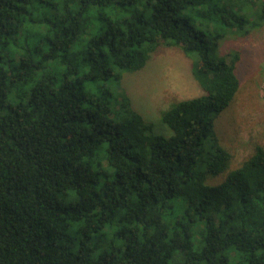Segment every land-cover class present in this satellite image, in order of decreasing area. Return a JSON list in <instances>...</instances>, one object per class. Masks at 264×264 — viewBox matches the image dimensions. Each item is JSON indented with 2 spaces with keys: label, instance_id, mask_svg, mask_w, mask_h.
<instances>
[{
  "label": "trees",
  "instance_id": "1",
  "mask_svg": "<svg viewBox=\"0 0 264 264\" xmlns=\"http://www.w3.org/2000/svg\"><path fill=\"white\" fill-rule=\"evenodd\" d=\"M255 1L0 0V264H264V147L234 167L215 130ZM161 45L202 92L161 112L170 138L122 87Z\"/></svg>",
  "mask_w": 264,
  "mask_h": 264
},
{
  "label": "rangeland",
  "instance_id": "2",
  "mask_svg": "<svg viewBox=\"0 0 264 264\" xmlns=\"http://www.w3.org/2000/svg\"><path fill=\"white\" fill-rule=\"evenodd\" d=\"M255 2V8L259 7V0ZM257 12L261 13V7ZM220 52L241 55L237 68L241 84L236 100L215 121L220 143L233 154V166L237 167L253 153L256 145L264 147V23L245 37L229 36L221 43ZM122 87L129 93L135 110L153 125L154 133L167 138L173 136V131L162 121L161 112L176 100L202 93L192 75L191 60L179 47L165 45L158 48L144 69L125 74ZM224 178L225 175L219 176L211 184H219ZM193 244L199 248L198 234ZM183 261L182 253H177L172 264H183ZM231 264H238V260L232 259Z\"/></svg>",
  "mask_w": 264,
  "mask_h": 264
}]
</instances>
